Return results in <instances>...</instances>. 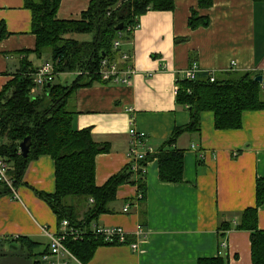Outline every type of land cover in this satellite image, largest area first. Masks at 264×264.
Instances as JSON below:
<instances>
[{"label":"crops","instance_id":"0c3cea01","mask_svg":"<svg viewBox=\"0 0 264 264\" xmlns=\"http://www.w3.org/2000/svg\"><path fill=\"white\" fill-rule=\"evenodd\" d=\"M26 1L0 0V27L5 30L0 37V92L26 58L35 69L51 60L50 53L25 55L36 48ZM90 1L62 0L57 18L80 19ZM174 1L173 11L139 17L140 28L123 41L122 50L132 56L137 71L132 83L96 82L68 98L74 128L90 129L96 143L109 146L108 153L96 158L99 187L131 162L133 127L147 135L146 145L154 153L176 128L190 124L189 109L178 103L177 94L193 65L198 77L219 80L254 72L263 77L264 88V1L214 0L208 10L199 9L198 0ZM194 10L209 17L208 27L190 28ZM76 77L63 73L57 79L71 85ZM176 148L184 152L182 183L161 182L157 159L147 165L146 237L137 234L143 222L138 189L124 185L111 205L113 213L101 215L96 224L123 228L127 244L100 246L87 264H197L220 255L222 242L228 247L221 255L230 264H252L250 233L232 230L222 239L218 227L220 214L237 215L256 206L257 179H264V111L246 112L241 129L225 131L215 129L214 114L205 112L200 132L182 134ZM23 182L17 195L0 196V237L47 244L44 229L55 232L57 217L35 192H55L54 160L45 155L32 161ZM258 227L264 230V204Z\"/></svg>","mask_w":264,"mask_h":264},{"label":"trees","instance_id":"16d2710c","mask_svg":"<svg viewBox=\"0 0 264 264\" xmlns=\"http://www.w3.org/2000/svg\"><path fill=\"white\" fill-rule=\"evenodd\" d=\"M264 1V0H255ZM62 0H27L26 8L32 13V29L36 36V48L25 52L42 58L51 55L57 63V72L81 73L71 85L53 82L37 95H31L35 71L27 60L21 70L0 92V158L10 164L8 176L13 188L24 185L23 179L29 164L41 156H50L55 163L56 189L52 194L36 191L57 217V230L64 220L83 234L74 239L68 236L65 245L81 264H87L100 246L118 245L108 243L101 235L92 232L98 218L113 213L111 205L124 185L136 186L137 203L143 207L141 226L146 225L145 203L147 198L146 174L135 170L130 162L121 171L108 179L101 187L96 184V158L110 151L109 146L96 143L90 129L74 128L73 113L68 109V98L79 88L96 82L103 83L99 75L101 61L116 60L119 52L113 49L114 42L132 38L127 27L148 11H173L174 0H91L80 19L57 18ZM214 0H198L201 10L212 7ZM124 25L122 31L116 28ZM208 16L192 12L189 26L195 30L208 27ZM0 27V37L4 35ZM92 35L90 41H79L68 35ZM126 34V35H125ZM212 76V75H211ZM211 76L198 77L195 81L179 82L177 101L188 107L191 121L186 127L176 128L171 136L154 153L148 152L140 166L146 167L157 159L159 179L163 183L183 182L184 152L176 148L179 137L188 132H200L202 114H214L217 130H239L246 112L264 111L263 85L257 82L260 76L254 72L232 74L228 79L210 81ZM264 91V90H263ZM27 137L32 145L28 157L20 154V143ZM145 144L146 142L143 141ZM12 194V190L0 182V196ZM92 200V202H91ZM264 204V179H257L256 206L237 215H219V236L224 239L232 230L250 233L252 264H264V230L259 229V209ZM237 219L236 222L234 220ZM56 230V231H57ZM4 239V238H3ZM11 246L18 245L29 252L32 258L49 253V243L43 244L29 237L4 239ZM3 242H0L2 244ZM212 259H200L197 264H230L223 255ZM33 264H42L36 260Z\"/></svg>","mask_w":264,"mask_h":264},{"label":"built area","instance_id":"2783aa9c","mask_svg":"<svg viewBox=\"0 0 264 264\" xmlns=\"http://www.w3.org/2000/svg\"><path fill=\"white\" fill-rule=\"evenodd\" d=\"M140 28L139 18H135V21L132 25L127 27V33L131 36ZM126 35V34H125ZM122 36L114 42L113 49L119 52V56L116 60L110 61L108 58H105L101 61L99 75L101 80L104 82H114L128 85L132 83L133 77L136 75L137 71L133 64L132 56L122 50ZM162 67H165V65ZM65 74V73H64ZM81 74L79 73H76ZM199 69L196 65H193L189 70L186 71V79L190 81H195L198 78ZM59 73L57 72V63L49 60L45 61L39 68L31 74L33 79V88L31 89V95H37L38 89H44L49 84L51 85L57 79ZM216 79L212 75L210 78L211 82H214ZM131 148H130V159L134 163V169L143 170V173H147L146 167H142L139 164V161L144 160L148 152L153 153L151 148L143 142H147V135L144 133L138 132L134 127L130 130ZM10 164L7 161V158H0V182L5 183L11 190L14 195L16 194V189L13 188V181L8 176V169ZM92 202V200H91ZM129 207L124 208V212L129 211ZM83 230L76 229L70 225L68 220H64L57 231L51 232L48 229H44V234L48 237L49 240V253L44 254L39 257V262L42 264H72L78 263L81 264L78 259L69 251L65 245V240L68 236H74V239L78 238L83 234ZM92 232L96 235H101L106 242L108 243H117L118 245L127 244V233L123 228L120 227H101L97 224L92 225ZM137 234L140 238H145L146 233L144 227L138 225ZM3 238L0 237V242H3ZM134 249L138 248L137 244L131 245ZM228 244L222 242L220 245V252L226 250Z\"/></svg>","mask_w":264,"mask_h":264},{"label":"rangeland","instance_id":"374dc122","mask_svg":"<svg viewBox=\"0 0 264 264\" xmlns=\"http://www.w3.org/2000/svg\"><path fill=\"white\" fill-rule=\"evenodd\" d=\"M67 37L78 38L80 41H90L92 40V35H68ZM123 41V40H122ZM61 80L56 79L55 83L59 84ZM60 84L64 85L65 82ZM70 84V83H67ZM262 97H264V91L262 90ZM36 260L39 261V257L32 258L29 256V252L22 249L18 245V248L11 246L8 242H3L0 244V264H33ZM72 264H75L72 262Z\"/></svg>","mask_w":264,"mask_h":264},{"label":"water","instance_id":"95a60500","mask_svg":"<svg viewBox=\"0 0 264 264\" xmlns=\"http://www.w3.org/2000/svg\"><path fill=\"white\" fill-rule=\"evenodd\" d=\"M124 28V25L121 24L120 26H118L116 28L117 31H122ZM257 82H259L260 84L263 83V77L262 76H258L255 79ZM48 87H50V84L48 85ZM32 145V141L30 137H27L26 139H24L21 143H20V154L26 158L28 157L29 153H30V148Z\"/></svg>","mask_w":264,"mask_h":264}]
</instances>
